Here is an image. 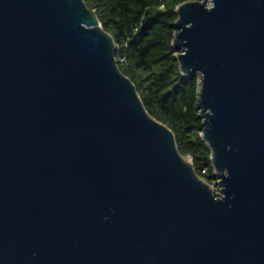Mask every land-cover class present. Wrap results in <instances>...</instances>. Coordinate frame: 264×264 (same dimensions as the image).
I'll use <instances>...</instances> for the list:
<instances>
[{
	"label": "water",
	"instance_id": "obj_1",
	"mask_svg": "<svg viewBox=\"0 0 264 264\" xmlns=\"http://www.w3.org/2000/svg\"><path fill=\"white\" fill-rule=\"evenodd\" d=\"M176 10L220 195L85 0H0V264H264V0Z\"/></svg>",
	"mask_w": 264,
	"mask_h": 264
},
{
	"label": "trees",
	"instance_id": "obj_2",
	"mask_svg": "<svg viewBox=\"0 0 264 264\" xmlns=\"http://www.w3.org/2000/svg\"><path fill=\"white\" fill-rule=\"evenodd\" d=\"M85 1L113 35L118 65L135 82L147 109L173 129L181 153L190 154L197 173L213 183L212 150L197 107L199 78L182 72L173 44L176 7L185 0Z\"/></svg>",
	"mask_w": 264,
	"mask_h": 264
},
{
	"label": "rangeland",
	"instance_id": "obj_3",
	"mask_svg": "<svg viewBox=\"0 0 264 264\" xmlns=\"http://www.w3.org/2000/svg\"><path fill=\"white\" fill-rule=\"evenodd\" d=\"M174 39V38H173ZM183 72V71H182ZM184 73V72H183ZM200 113V112H199ZM186 159L190 160L191 162H193L192 156L190 154L185 155ZM215 167V166H214ZM216 168H215V172H216ZM217 180V179H216ZM216 180L213 183H210V186L212 187L213 191L220 195L222 194L221 190H220V185L216 182Z\"/></svg>",
	"mask_w": 264,
	"mask_h": 264
},
{
	"label": "bare ground",
	"instance_id": "obj_4",
	"mask_svg": "<svg viewBox=\"0 0 264 264\" xmlns=\"http://www.w3.org/2000/svg\"><path fill=\"white\" fill-rule=\"evenodd\" d=\"M211 187V186H210ZM212 188V187H211Z\"/></svg>",
	"mask_w": 264,
	"mask_h": 264
}]
</instances>
